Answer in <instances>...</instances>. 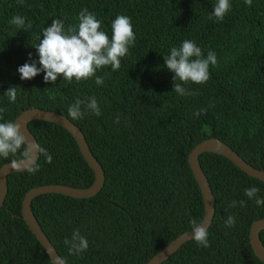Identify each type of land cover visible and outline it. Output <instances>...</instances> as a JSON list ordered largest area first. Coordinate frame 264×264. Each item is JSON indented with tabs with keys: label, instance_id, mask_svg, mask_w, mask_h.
Listing matches in <instances>:
<instances>
[{
	"label": "trees",
	"instance_id": "1",
	"mask_svg": "<svg viewBox=\"0 0 264 264\" xmlns=\"http://www.w3.org/2000/svg\"><path fill=\"white\" fill-rule=\"evenodd\" d=\"M216 0H0V114L14 121L22 111L42 108L69 119L68 107L77 98L95 96L101 115L87 113L72 120L84 133L102 165L105 183L90 198L58 193L36 197L31 204L37 220L66 264H146L159 251L191 229L190 220L204 219L202 191L188 161L191 150L218 138L249 164L264 171V0H230L223 21L209 20ZM87 8L102 21L111 37L118 14L131 17L135 44L118 71L104 67L95 78L68 83L59 77L46 83L44 73L21 80L17 68L38 60L36 49L43 28L60 19L67 28L78 23ZM21 16L26 30L11 24ZM190 39L204 55L214 51L205 84L183 85L193 95L173 89L174 73L164 55ZM39 66V65H38ZM17 88L10 103L4 92ZM206 114L194 116L198 109ZM119 117V123L116 118ZM38 144L52 156L37 161L39 171L8 175V194L0 207V264H54L22 215L25 194L44 184L86 188L95 173L72 134L62 126L35 119L29 123ZM17 159H0V168ZM202 169L216 198L208 229L209 247L192 239L162 264H264L250 244V228L264 218V204L249 199L244 189L264 182L216 152L200 155ZM235 206H231L233 202ZM244 201L241 206L240 202ZM229 216L235 225L226 226ZM87 238L83 253L69 254L65 238L74 230ZM264 244V230L260 233Z\"/></svg>",
	"mask_w": 264,
	"mask_h": 264
},
{
	"label": "clouds",
	"instance_id": "2",
	"mask_svg": "<svg viewBox=\"0 0 264 264\" xmlns=\"http://www.w3.org/2000/svg\"><path fill=\"white\" fill-rule=\"evenodd\" d=\"M23 3V0H20ZM248 6L252 0H245ZM214 10L209 15V20L223 21L225 15L231 10L230 0H216ZM11 24L18 29L31 28V24L25 25L21 16H14ZM102 21L87 8L82 9L78 15V23L69 25L67 28L60 19H53L51 23L43 28L42 36L37 37L38 43H31L36 49L38 60H32V53H29L30 62H25L17 68L21 80H31L40 73H44L43 79L46 83H55L62 76V79L72 83L95 78L97 85H103L105 77L97 75V71L104 67H111L112 71H118L121 61L129 54L134 46L136 35L133 30L131 17L118 14L111 23V37L101 30ZM217 57L214 51L209 50L205 56L201 47L195 41L185 39L179 47H172L167 55H164V66L172 73L173 89L178 95L188 96L194 93L183 85L190 83L205 84L210 79V65H216ZM39 65V66H38ZM4 95L10 103L17 100V88L9 87ZM5 111L0 107V114ZM68 116L72 120L82 119L87 113L96 116L101 115V110L95 96L85 99L77 98L68 107ZM207 109L201 108L194 112L195 117L206 114ZM3 117L0 115V120ZM119 123V117L116 118ZM21 125L16 121L0 122V159H8L10 156L17 157L11 161L12 168L18 171H26L35 174L39 171L37 163L38 156L43 155L47 163L52 162V156L46 149L35 141H29L21 132ZM259 189L255 186L245 188L244 194L249 199H255L257 205L264 204V198L258 196ZM235 201L231 206H235ZM241 206L244 201L240 202ZM226 226L235 225V217L229 216L225 221ZM192 239L198 246L209 247L208 228L206 219L190 220ZM64 244L68 246L69 254L79 255L87 250L88 240L82 236L79 230H74L71 238H65ZM60 264H65L63 259Z\"/></svg>",
	"mask_w": 264,
	"mask_h": 264
},
{
	"label": "water",
	"instance_id": "3",
	"mask_svg": "<svg viewBox=\"0 0 264 264\" xmlns=\"http://www.w3.org/2000/svg\"><path fill=\"white\" fill-rule=\"evenodd\" d=\"M35 119L46 120L62 126L67 129L77 141L80 150L94 170L95 181L86 188H76L64 184H44L31 188L24 196L22 202V215L30 229L33 231L39 242L42 244L46 252L49 254L54 264H60L62 257L59 255L55 247L52 245L48 236L43 231L39 221L37 220L34 212L32 211V201L42 194L58 193L75 198H90L97 195L103 188L105 183V172L102 165L93 155L90 146L86 140V137L82 130L71 119L65 115L52 110L42 108H30L22 111L17 116L15 121L21 125V132L28 138L29 141H35L38 143L36 137L29 128V123ZM205 152H216L228 159H230L236 166L248 175L257 178L264 182V171L257 169L249 164L237 151L224 141L218 138H209L196 145L189 153L188 161L193 171V174L200 186L204 200V219H206L207 228L211 226L215 216V203L216 198L213 194L210 182L206 174L204 173L201 163L200 155ZM40 156L37 157L39 160ZM14 172H18L15 168H12L11 162L3 165L0 168V207L5 203L6 196L8 194V175ZM264 230V218L256 220L252 223L250 228V244L255 252L256 256L264 262V244L261 241L260 233ZM192 229L184 232L176 239L171 241L165 248L159 251L154 257H152L146 264H162L172 254L179 250V248L189 240H192ZM66 264V263H65Z\"/></svg>",
	"mask_w": 264,
	"mask_h": 264
}]
</instances>
